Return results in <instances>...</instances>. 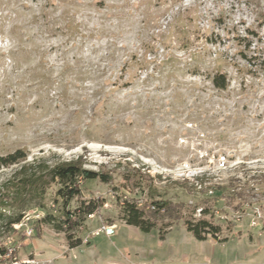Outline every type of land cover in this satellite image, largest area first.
<instances>
[{"label": "rangeland", "instance_id": "1", "mask_svg": "<svg viewBox=\"0 0 264 264\" xmlns=\"http://www.w3.org/2000/svg\"><path fill=\"white\" fill-rule=\"evenodd\" d=\"M17 149L110 180L81 183L103 204L70 232L78 246L35 221L61 215L51 186L19 230L0 224V264H264V0H0V155ZM207 196L216 239L120 219L131 199L198 217Z\"/></svg>", "mask_w": 264, "mask_h": 264}, {"label": "trees", "instance_id": "2", "mask_svg": "<svg viewBox=\"0 0 264 264\" xmlns=\"http://www.w3.org/2000/svg\"><path fill=\"white\" fill-rule=\"evenodd\" d=\"M212 84L216 88L224 89L227 81L223 74H215L212 77ZM26 159L27 153L21 149L4 156L0 155V169L18 165L8 178L0 182V224L5 225L10 231H15L13 225L22 222L28 208H44L46 192L51 186H55L53 203L59 201L62 211L58 221H55V217L48 212L35 221L48 224L56 231L63 232L70 248L78 246L80 239L72 240L70 232L79 226L85 217L96 213L103 204L102 199H80L81 183L93 179L107 183L110 180L109 176L103 172L84 168L83 162L78 159L63 160L53 164L35 159L25 162ZM213 188L219 191L222 186H213ZM215 200L216 198L208 196L201 200L203 206L200 207L198 217H194L197 204L189 209L186 204L174 203L171 200L149 199L144 202L139 199L123 200L119 206L120 219L126 225L136 227L144 233L150 232L156 226L157 220L168 219L172 222L182 219L185 230L194 239L198 241H205L209 237L216 239L220 234V226L211 220L216 210ZM73 201L76 205L73 209H69ZM6 209L10 212L3 211ZM186 211L187 216H185ZM0 252L5 254L4 250Z\"/></svg>", "mask_w": 264, "mask_h": 264}, {"label": "built area", "instance_id": "3", "mask_svg": "<svg viewBox=\"0 0 264 264\" xmlns=\"http://www.w3.org/2000/svg\"><path fill=\"white\" fill-rule=\"evenodd\" d=\"M220 159H226V157L221 155L218 157L217 160H220ZM199 211H200V209L198 210V213H199ZM39 216H40L39 214L35 215L36 218H39ZM88 216H91V215H88ZM32 217H34V216H32ZM29 220H30V218H25V222H27ZM25 222H23V224ZM21 226H17V228L15 230H19ZM115 229H116L115 225H112V224L102 225L99 229L96 230L95 234L104 233L107 237H111L115 234ZM25 232L28 236H30L32 233V228L26 229ZM26 263H29V261H27ZM15 264H17V263H15Z\"/></svg>", "mask_w": 264, "mask_h": 264}]
</instances>
